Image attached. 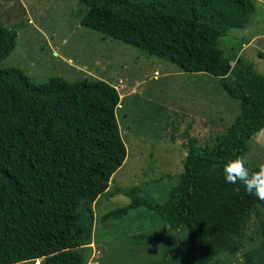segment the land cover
Wrapping results in <instances>:
<instances>
[{
	"label": "trees",
	"instance_id": "1",
	"mask_svg": "<svg viewBox=\"0 0 264 264\" xmlns=\"http://www.w3.org/2000/svg\"><path fill=\"white\" fill-rule=\"evenodd\" d=\"M75 1L84 7L82 27L180 72L218 79L238 107L210 144L187 140L178 182L161 203L135 186L118 190L109 197L122 194L128 204L100 220L144 207L159 216L169 237L158 264H206L218 243L233 241L238 250L237 225L252 217L259 250L239 264H264V202L225 183L223 172L264 128V74L239 70L227 80L229 61L218 45L245 27L253 0ZM15 38L11 27L0 25V61ZM118 102L116 89L102 80L53 77L32 84L21 69L0 68V264H84L79 250L91 243L92 203L126 155L114 114Z\"/></svg>",
	"mask_w": 264,
	"mask_h": 264
},
{
	"label": "rangeland",
	"instance_id": "2",
	"mask_svg": "<svg viewBox=\"0 0 264 264\" xmlns=\"http://www.w3.org/2000/svg\"><path fill=\"white\" fill-rule=\"evenodd\" d=\"M83 10L75 0H0V25L16 33L15 47L0 68H19L32 84L53 77L68 82L86 78L116 89L114 114L126 155L105 193L92 203L91 243L79 251L84 264H158L169 244L162 220L138 207L119 219L101 221L102 215L129 202L122 194H108L135 186L153 204L161 203L178 182L187 140L210 144L232 123L237 103L214 77L180 72L82 27ZM218 45L229 61L227 80L239 70L263 75L264 0H253L245 27L229 31ZM244 156L249 168L264 164V128L249 139ZM235 240L237 251L233 241L218 243L206 264H239L241 256L257 254L261 237L252 217L238 223Z\"/></svg>",
	"mask_w": 264,
	"mask_h": 264
},
{
	"label": "clouds",
	"instance_id": "3",
	"mask_svg": "<svg viewBox=\"0 0 264 264\" xmlns=\"http://www.w3.org/2000/svg\"><path fill=\"white\" fill-rule=\"evenodd\" d=\"M247 163L245 156L229 160L223 168L225 183L242 186L248 195L264 202V164H260L257 170L250 171Z\"/></svg>",
	"mask_w": 264,
	"mask_h": 264
},
{
	"label": "water",
	"instance_id": "4",
	"mask_svg": "<svg viewBox=\"0 0 264 264\" xmlns=\"http://www.w3.org/2000/svg\"><path fill=\"white\" fill-rule=\"evenodd\" d=\"M35 264H37V260L35 261Z\"/></svg>",
	"mask_w": 264,
	"mask_h": 264
}]
</instances>
